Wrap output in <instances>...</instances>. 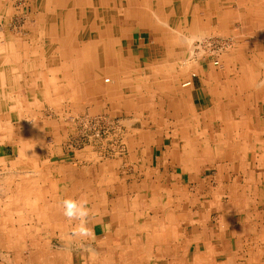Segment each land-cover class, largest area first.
I'll list each match as a JSON object with an SVG mask.
<instances>
[{"label":"rangeland","instance_id":"374dc122","mask_svg":"<svg viewBox=\"0 0 264 264\" xmlns=\"http://www.w3.org/2000/svg\"><path fill=\"white\" fill-rule=\"evenodd\" d=\"M5 1L7 11L0 13V31L6 23H8L11 33H13L12 31L17 33L23 29L30 30L36 25L35 32H38L34 38L21 39L20 37L18 40L21 44L34 45L32 47L39 50L40 56L47 57V52L40 53V51L46 50L51 41V38L46 36V32L43 31V25L49 22L44 21V14L40 13L51 12L49 7H54L55 3L51 4L50 0H35V3L32 0ZM236 1L231 0V2ZM250 1H256L255 8H250L258 13L256 15L248 8L249 21L247 20L246 26H242L240 18L235 15L238 21L231 23L227 30L229 32L225 30L224 34L220 35L219 29L210 28L211 34L204 37L201 43H195V52L206 51L205 53H212V57L221 58L222 66L215 67L209 65L210 57L202 56L200 58L199 56L198 59L201 61L198 62L199 67L202 66L207 70L212 69L218 74V78H222L224 73L227 74L224 69L223 57L227 59L232 57L237 45L240 44L244 46L246 56L254 61L250 66L251 73L258 70L262 78L264 75V23H262L263 26H260L257 19L260 18L264 21V0ZM79 3L80 1L73 0L62 12H65L67 16L78 15L80 20L71 23L77 28L83 23L86 24L87 31H89L88 42L93 47L96 42L94 35L98 34L102 43H105L104 49L107 52L111 50L108 53L107 61L103 65L101 64L96 73L93 72V66L92 69H87L88 80H92L95 85L92 86L93 95L91 97H97L98 100L87 103L78 100L71 101L61 94L51 93L48 94L49 96L47 95L49 99H42L44 95L41 94L37 95L38 97L34 95V98L30 100L25 99L26 94L23 95L24 99L22 95L20 100L18 98L20 115L7 118L8 127L12 129L10 132L7 134L0 132V136L1 134L6 136L3 142L0 141V146H7L5 152L10 159L6 166L0 167V264H52L43 259L45 254L41 250L45 246L48 251L64 256L61 260L62 264L65 262L67 264H102L101 258L108 252L104 249H109L115 256L114 253L118 248H114L112 245L103 246L99 242L116 231L125 233L127 228L134 230L137 227L122 225L123 229L120 228L117 226L120 216L127 215L139 219L136 222L137 225L145 220L152 222L150 230L142 228L141 231H137V240L141 241L143 237L148 236V242L149 238H156L155 241H157L158 238L162 240L170 236L175 230L176 224H179L182 215L191 216L197 210L201 212L198 216H201L203 226L206 225V222L215 224L219 221V217L223 213L220 211L224 210L223 206L229 203L231 197L229 196L230 190L227 188L230 184H238L244 188L247 201L255 194V197H262L259 194L262 192L261 186L259 187L261 179L257 186L256 166L259 165V162L256 164L257 162H254L256 160H244L241 157L243 148L235 149L236 157L233 153L234 157L232 158L231 152L233 151L225 150L226 157L222 159L216 154L214 146L210 145L214 155L211 153L207 157L208 159L204 158L205 162L203 159H199V161L194 159V161L184 164V158L181 160L179 158L173 165H170L171 156L168 155V149H165L166 138H168L167 140L172 139L175 133H165L161 130H165L167 125H172L171 122H174L172 120H176L177 117L174 116L173 119L167 117L166 102H169L167 95H178L179 98H182L183 92L187 93L192 88L197 76H182L180 78L183 81L182 85L175 84L177 81L165 84L164 78L152 76L150 66L161 64L158 61H161L162 54L158 53L155 46L158 43H152L150 45L152 49L150 46H146L143 49L146 56L143 57V60H139L140 52L138 53V50L134 49L137 42L131 41L130 36L127 35V25L124 27L123 21L120 22L119 36L115 35L117 29L111 16L115 12L113 5H108L104 0H89L88 9ZM134 5H138L139 8L143 7L137 2ZM143 8L146 12L147 9ZM83 9L87 10L84 17L81 15V13L84 14L81 12ZM125 10H119L121 20L125 18ZM59 12L61 13V11ZM38 13L40 19H38ZM130 13L133 17L138 13L142 14L140 10H133ZM149 16L151 19L146 21L148 26H152L153 30L158 29L160 26L155 17L151 14ZM101 17L103 23H100ZM158 17L160 16L158 15ZM200 17L203 15L200 14ZM52 22L50 21V23ZM133 27L135 28L134 22ZM145 28L147 27H142L141 31L146 32ZM151 32L153 36L154 31ZM186 40L184 46L189 43ZM85 41L86 39L81 38L78 43H82V46ZM120 41L125 44H119ZM128 42L133 49L127 51L126 44ZM83 49L84 47L81 49L82 54ZM148 50L153 55L151 58L147 56ZM112 53L120 55V64L116 65L115 62H112L115 60ZM235 54L233 58L240 57L238 49ZM147 65H149V69ZM191 67H195L196 70L198 68L197 65ZM193 70L190 68L188 74ZM131 71L135 73H130ZM41 72H46V70L42 69ZM232 73V77H234L236 72ZM130 74L133 78H130ZM137 74L138 76L134 78V75ZM107 79L109 82H105ZM128 80L131 81L130 85L127 84ZM141 83L143 84L141 85ZM202 91L206 92L204 88ZM254 92L260 94L255 89ZM255 93L249 94V97L255 96ZM0 103L2 106L5 105L3 95ZM182 107L183 104H181ZM205 108L206 106L201 105L200 113L203 115L199 116V124L204 129L199 132L200 142L203 144L205 135L203 132H206L208 135L206 140L216 145L219 129L224 123L218 117L210 119L211 116L206 115ZM178 117L182 120V115H178ZM188 119L190 123L191 118L188 117ZM231 120L233 122L228 120L229 125L226 124L229 128L235 123L234 118ZM3 122L0 118V127ZM245 130L247 131V129ZM233 134H230L228 139V135L223 133L222 139L231 144L236 138L235 133ZM162 141L165 142V146ZM179 144L181 143L179 142ZM258 150L249 149L248 154L260 161V158L257 157ZM171 152H174V149ZM175 153H179V150H175ZM254 153L256 156L251 155ZM23 158L26 165L15 164L17 159ZM210 161L211 164H209ZM174 187L175 191L172 192ZM178 190L190 193L189 199L196 201L200 208L190 206V201H187L186 198L182 202L180 200V207L176 203L174 194ZM166 191L173 201L170 202L171 204L162 205L165 202L163 192L166 194ZM202 198H204L203 203L199 202ZM66 199L82 204L85 213L73 218L67 217L63 207V201ZM243 203L242 205H244ZM187 209L189 210L188 214L185 213ZM179 210H183V213H180ZM205 211L208 213H204ZM114 215L116 218L113 220ZM193 216H197V214L193 213ZM89 217L93 219L92 223L88 222ZM99 217L105 218L103 224L94 222ZM106 220L109 221L106 222ZM182 220L183 224L187 221L189 225H194L190 218H182ZM158 222L161 224L159 225ZM106 223L109 226H116V228L110 232V227ZM132 223L134 224V221ZM147 239L146 243H148ZM34 243L40 245L36 252L34 248L31 250ZM129 247L127 245V248ZM189 248L186 250L188 251ZM161 249V245L153 244L150 251L156 252ZM119 250L118 252L126 253L124 247ZM194 250L193 246L191 252ZM31 253L39 255L40 260L31 262L29 259ZM14 257L16 261L13 260ZM115 259L116 257L113 258V262L120 264Z\"/></svg>","mask_w":264,"mask_h":264},{"label":"crops","instance_id":"0c3cea01","mask_svg":"<svg viewBox=\"0 0 264 264\" xmlns=\"http://www.w3.org/2000/svg\"><path fill=\"white\" fill-rule=\"evenodd\" d=\"M104 1H106L108 5H113V8L115 9L114 15H111L117 29V33L115 35L119 36V27L121 21L124 22V26L132 25V27L134 22L135 30H132L133 28L130 30L129 27L126 29V31H128L127 35L130 36L131 41L133 40L137 42V46H135L134 49H137L138 53L140 52L138 56L139 60H143L146 56V52L144 53L143 49L146 46H150L152 44L151 28L146 22L147 20L149 21L151 19V17L149 16L150 12H148V9L145 12V9L143 7L139 8L138 5H134L136 4L135 0L133 4H130V2L133 0ZM136 1L138 3V0ZM205 1L209 3L210 6L208 7H210L211 12L213 11L211 9L213 5L210 3H213L214 6H216L217 8V14L220 15L221 13L220 17H218L216 21V25L210 26V28H215L216 30L220 29L221 24L224 22L223 30L226 31L229 29V26H231V23H233L234 21H230L229 17L226 18L222 14L231 15L233 13H238L242 11V9H246L249 7L255 8L256 6L255 2H251L250 0H247L246 2H244L243 0H237L236 2H231V0ZM55 6L56 4L54 5V7H49V11L51 12H47V14L42 12L40 13L42 15L44 14L43 20L49 22L44 24L46 27L43 25V31L46 32V36L51 38V41L50 44L46 47V50L40 51V53L47 52V57H45V55L40 56L39 50H37L36 47H32L34 45L28 46L26 43L21 44L18 40L20 39V37L21 39L28 37H31V39L34 38L35 34H37L38 32H35V27H37L36 25L30 30L23 29L17 33H15L14 31H12L13 33H11L8 29V23H6L0 31V94L1 96L3 95V100L5 101V105L3 106V108L0 109L1 122L4 121L3 123H1L0 132L8 133L11 131V128L8 127L9 125L7 123V118H12L13 116L18 117L20 115L18 112L19 107L17 101L18 98L19 100L21 99V95L24 99L25 97L23 95L26 94L28 97L26 96L25 99L28 100L33 99L34 95L35 97H38L37 95L40 94L44 95L42 99H49L47 95L50 93L54 95L61 94L67 100L71 101L78 100L80 102L87 103L92 100H98L97 97H91V95H93L92 86L95 85L93 84L92 80H88V71L87 66L85 65L86 61L82 60L81 55L82 43L78 44L77 49H75L76 46L72 45L71 43L67 44V42L71 41H68L67 38L70 37L71 39L74 33L77 34L82 31L83 24H81L80 27L77 28L74 24L71 23L72 21L75 23L80 20V18L77 17L78 15L76 16L75 14H73V16H67V14L63 13L62 11L61 13H59ZM120 9H126L124 11V20H121V17L119 16ZM133 10H140L142 14L139 15L138 13L136 16L133 17L132 13H130V11ZM213 15L216 16V14ZM38 17V19H40L39 13ZM33 20L35 21V18H33ZM50 21L53 22L50 23ZM221 21L222 23H220ZM103 22V18L101 17L100 23ZM73 26L74 29H72ZM256 26H258V24H256ZM140 27H149V30L146 32H142ZM52 30L55 33H52ZM100 30L102 32V29ZM31 39L30 41H32ZM121 43L125 44L124 42L120 41L119 44ZM126 45L127 51L133 49L129 42ZM72 50H76L77 54H75L76 51L73 54ZM3 54L5 57L3 56ZM147 56L151 58V56L153 55L149 51L147 53ZM230 59L231 57L228 58L229 61L224 63V69L226 70L227 74L224 73L222 78H218V74L212 71V69L207 70L204 67H198V75L196 81L192 84V88H190L187 93L183 92L182 98H179L178 95H167V99L169 100V102H166V111L168 114L167 117H171L173 119V117L176 116L177 119H173L172 121L174 122H171L173 124L170 126L167 125L165 130L163 129L161 130V132L175 133L173 137L175 138V141L181 140L179 134L182 133L184 136L190 139L194 138L197 132L195 131L193 124H189L188 117H197V122L199 123V116L200 114L203 115V113H200V108L201 105H204L206 106L204 110L206 111V115L208 116H217L219 115V113L222 112V114L226 116L225 120L227 122L228 120L232 121L231 119L234 118L235 123L233 124V126L231 125V128L227 129L223 127L219 129V133L215 141L216 145L219 146L222 145L221 142H225V140L222 139L223 133H226L228 135V139L230 138V134L235 133L236 138L233 143L228 144V142H225L226 150L231 148V146L235 147V145H237L240 149L244 148L245 145L246 147L248 145H253V147H259V145L263 146L264 94L263 92H260V94L258 95L254 92L253 88L247 87L253 81L248 80L247 72H242L241 68L236 62L237 57H234V60ZM78 65L81 67H79ZM250 66H252V64H250L249 67ZM129 67L132 68V66ZM42 69H45L46 72L42 73ZM232 72H236V75L234 77H232ZM222 79L224 80L221 81ZM254 84L255 82L251 85ZM203 88L206 92L202 91ZM251 93H255L256 95L250 98L249 94ZM57 97H59V95H57ZM181 104H183V106L185 105V107L181 108ZM221 104L223 105V107ZM177 112L180 113L178 114ZM178 115H182V120L178 117ZM249 121L251 122L249 123ZM247 125L250 129L251 134L258 135L259 133L261 135L259 138L260 141L259 139L257 141L253 140L251 136L248 137L249 139L247 138L248 134L245 130L247 129ZM232 136L234 137V134ZM206 138L207 137L203 139L206 140ZM208 144L211 146H215L209 142ZM5 149H7L6 145L2 147L0 146V167L6 166L9 163L8 161L10 160L7 157L8 154L5 152ZM19 160L17 159L15 164L26 165V161L24 160V158L20 161ZM50 163L54 164L52 162ZM170 164L173 163L171 162ZM257 172H259V170H257ZM261 178L262 176L259 179ZM259 179L257 177V186L258 182L261 181ZM263 181L264 180H262L261 185H259V187L261 186L260 188L262 189V192L259 194H261L262 197H255V194V196H251L248 199L247 204H241V206L237 207L233 211L231 209L232 207L228 210L225 209L223 211H220L221 213L223 212L222 214H225V218H223L224 221H221V214V216L219 217V222L217 221L215 224L206 222V225L203 226L201 216H198V214L201 213L199 212V210H197L198 212H193L196 213L197 216H193V213L191 216L182 215L183 217L181 216V221H179V224H176L177 226L175 227V230L171 233L172 235L170 234V236H167L162 240L158 238L157 241H155L156 238H149L150 244L153 243L162 246V249L161 251H159V253L155 254L156 252L150 251L141 259H136L135 257H130L129 259H126L125 256L119 259V261L121 262V264H125L126 260L128 261V264H264ZM179 212L183 213V210H179ZM186 212L188 214L189 210H185V213ZM204 213L208 212L205 211ZM182 218H190L194 222V225L185 226L186 222L184 221L185 223L183 224ZM160 224L161 223H159V225ZM153 227H156V225H153ZM159 228L162 227L159 226ZM194 229L195 231L197 230L194 233L198 234V237H196L194 234L193 235L194 237L198 238V240H195L193 236H190V230ZM207 243L212 247V252L209 255L205 254V245H207ZM144 245L145 249H147L146 242H144ZM152 246L153 245H151V247L149 248H152ZM193 246L195 247V250L191 252ZM188 247L190 248L187 251L186 249H188ZM164 249L166 252H163ZM175 249L177 250L173 251ZM190 252L191 255H189ZM202 258L205 259L201 260ZM29 259L31 262H35L37 260H40V257L37 254H33V256L31 255V258ZM43 259L47 260V262L49 263L55 264V260L51 261V257L49 255L45 254V257ZM13 260L16 261V258L14 257ZM136 260L140 261V263H138ZM142 260H144L145 263ZM141 261L143 263H141Z\"/></svg>","mask_w":264,"mask_h":264},{"label":"bare ground","instance_id":"6f19581e","mask_svg":"<svg viewBox=\"0 0 264 264\" xmlns=\"http://www.w3.org/2000/svg\"><path fill=\"white\" fill-rule=\"evenodd\" d=\"M33 2L35 0H32ZM51 1V4L54 2L56 4L55 8L57 7V10L58 11H63L64 9H66L65 7L69 6L73 0H50ZM75 1H80V5H85L86 7H88V3H89V0H75ZM136 1V0H135ZM134 1H131L130 4H133ZM137 2V1H136ZM256 2V1H255ZM35 3V2H34ZM33 3V4H34ZM41 3V2H40ZM138 3L139 4H142L143 7H145L146 9H148V12H150L151 15H153L155 17V19L157 20V22L159 23V28L158 29H154L152 28V26H150L151 28V31H154V35L151 37L152 38V43H158V45H155L157 50L159 51L158 53H161L162 56H161V61H158L160 62L161 64H158L159 66H153L152 65L150 66V74L152 76H158V77H161V78H164L165 79V84H167L168 82H173V81H177V83L175 84H178V85H182V79H180L182 76L186 75L189 77H192L193 75L194 76H197V71L195 69V67H191L192 65H197L199 67V64L198 62L200 63L201 61L198 59V57L200 56V58L203 56H207L208 58L210 57L211 61H210V64L209 65H212V66H215V67H220L222 66L221 65V58H217L216 57H212V53L210 52H207L205 53L206 51H198V52H195V47H196V44L198 42L201 43V40L204 38V37H208L210 34H211V31H210V26H214L216 25V21L218 19V17H220V15L217 14V8L216 6H214L213 3H210L212 4V12L210 11V6L209 3H207L205 0H138ZM243 4V3H242ZM6 1L5 0H0V13H6ZM226 7V6H225ZM224 7V8H225ZM232 7V6H231ZM219 8V7H218ZM89 9V7H88ZM249 10L253 13H256L257 15V12H254L252 11V9L249 7ZM81 12H84L81 13L82 17H84L86 14H87V10L83 9ZM248 12V8L246 9H242V11L238 12V13H233L231 15L229 14H222L224 15L226 18L229 17V20L230 21H235L236 20V16H238L240 19L239 21L241 22L242 26H246L247 24V16H249L247 14ZM60 13V12H59ZM65 13V12H64ZM252 13V14H253ZM200 14L203 15V17H200ZM213 14H216L213 15ZM91 15V14H90ZM158 15L160 17H158ZM236 15V16H235ZM254 15V14H253ZM259 24L260 25H263L262 23H264L263 20H261L260 18L257 19ZM223 21V20H222ZM222 21L220 23H222ZM40 22V21H39ZM224 23V22H223ZM223 23L221 24L220 26V29H219V34L220 35H223L224 34V31L223 30ZM85 24V23H83ZM235 25V24H234ZM85 26V27H84ZM125 27V26H124ZM216 27V26H215ZM83 28L82 31H80L79 33H74L73 36L71 37H68V41L67 44L71 43L72 45L76 46L75 49H77L78 47V40L79 39H86V41L84 42V44L82 45V48L84 47V51H83V54L81 53L82 55V60L83 61H86L85 65L87 66V69H92V66H93V72L96 73V71L99 69V67L101 66V64L103 65V63H105L107 61V58H108V53L111 51L108 50H105L104 49V46L105 43H102V39L98 36V34H95L94 36V39L96 40V42H94V45L95 47H93V45H91L89 42H88V39H89V31H87V27H86V24L83 25ZM126 28H129V25H127ZM133 28V29H132ZM236 28V27H235ZM71 29V28H70ZM134 30L135 28L134 27H130V30ZM147 31L149 30V27L145 28ZM51 31V30H50ZM160 33H159V32ZM226 32H229V31H226ZM238 32V31H237ZM240 32V31H239ZM52 33H55L53 32L52 30ZM64 34V33H63ZM76 34V35H75ZM234 34V33H233ZM78 35V36H77ZM81 35V36H79ZM240 35V34H238ZM60 36V35H59ZM185 38V39H184ZM188 39V40H186ZM207 39V38H206ZM230 39V38H229ZM257 39V38H256ZM186 40L189 41V43H187L188 45H185L184 46V41ZM192 40V41H191ZM205 40V39H204ZM227 40V39H225ZM252 40V39H251ZM2 41V40H1ZM206 41V40H205ZM229 41V40H228ZM135 42V41H134ZM207 42V41H206ZM226 42V41H225ZM242 42V41H241ZM244 42V41H243ZM255 42V41H254ZM4 43V42H3ZM229 43V42H228ZM240 43V42H238ZM5 47V46H4ZM64 48V47H63ZM150 48L152 49V47L150 46ZM149 48V49H150ZM202 48V47H201ZM1 49V48H0ZM237 49L239 51V56L240 57H237L238 60L236 61L239 65V67L241 68L242 72H247L248 73V80L249 81H253L252 83L255 82L254 85H251L252 83H250L247 87L248 88H253L255 89L256 91L258 92H263L264 91V75H262V78H261V73L260 71H256L255 73H251L252 69L249 67L250 64H253L254 61L250 60V57L246 56V53H245V49H244V46L242 45H237ZM237 49L234 51L233 53V56L235 53H237ZM67 50V49H66ZM147 50V49H145ZM208 50V49H207ZM76 51V50H75ZM74 50H72V53L74 54L75 52ZM4 53V52H3ZM71 53V54H72ZM133 53V52H132ZM77 54V51L76 53ZM111 54V53H110ZM113 54V53H112ZM236 55V54H235ZM4 56V54H3ZM113 56L115 57V60H113L112 62H115L116 65L117 64H120L119 61L121 59L120 55L118 53H115L113 54ZM233 56L231 57L230 60H234ZM5 57V56H4ZM3 57V58H4ZM79 57V55H78ZM252 57V56H251ZM8 58V57H7ZM224 58V59H223ZM223 62L226 63L227 61H229L227 58L223 57ZM255 58V57H254ZM20 60V59H19ZM21 61V60H20ZM72 61V60H71ZM78 61V60H77ZM74 62V61H73ZM78 63V62H77ZM14 64V63H13ZM74 64V63H73ZM208 65V66H209ZM77 66V65H76ZM79 66V65H78ZM262 66V65H261ZM75 67V66H74ZM81 67V66H79ZM202 67V66H200ZM1 68V67H0ZM76 68V67H75ZM147 68L149 69V65H147ZM190 68H193V72L188 74V70H190ZM209 68H211L209 66ZM82 70V69H81ZM2 71V70H1ZM130 73H135L134 71H131ZM197 73V74H196ZM223 73V72H222ZM13 74V73H12ZM254 74V75H253ZM96 75V74H95ZM131 75V74H130ZM11 76V75H10ZM136 78L137 75H134ZM203 76V75H202ZM252 77V78H251ZM16 78V77H15ZM130 78H133L132 75L130 76ZM255 78V79H253ZM261 78V79H260ZM181 80V81H180ZM145 81V80H144ZM190 81V80H189ZM105 82H109V80H105ZM164 82V81H163ZM233 82V81H232ZM18 83V82H17ZM131 81L127 82V84L130 85ZM139 84V83H137ZM143 83H141L142 85ZM162 84V83H161ZM14 85V84H13ZM251 85V86H250ZM13 87V86H12ZM218 97V96H217ZM2 96L0 94V100H1ZM227 102V101H226ZM239 102V101H238ZM222 105V104H221ZM185 107V105L183 106ZM223 107V105H222ZM3 108L2 104L0 103V109ZM214 109V108H213ZM220 109V108H219ZM222 109V108H221ZM224 112V111H223ZM199 113V112H198ZM225 114V113H224ZM216 117H218L222 123V127H225L227 129H229V127L227 125L228 122L225 120V115L221 113H219V115L217 116H211L210 119H216ZM1 118V117H0ZM198 118L197 117H191V121L189 124H193L194 126V129L195 131L197 132V134H195V137L190 139L186 136L182 134H179L180 135V139L182 140H177L175 141V138L173 139H169L167 141V146H165V142L162 141V143L164 144L165 146V149H168V155L171 156L170 160L171 162L174 164L176 161H178V159L180 158V160L182 158H184V164L188 163L189 162H192L194 161V159H203V162H205L204 158L205 159H208L207 157H209L211 155L213 151V149L216 151V154L219 155V157H221L222 159L226 157V153H225V146H226V143L224 142H221L222 145H215L212 149V147L208 144V141L207 140H204V143L202 144L200 142V135H199V132H201V130H203L204 128H202L200 126V124L197 122ZM204 121V120H203ZM211 122V121H210ZM216 122L218 123V121L216 120ZM204 123V122H203ZM207 123V122H206ZM209 123V122H208ZM232 123V122H231ZM205 124V123H204ZM227 124V125H226ZM233 126V124H232ZM209 129V128H208ZM12 130V129H11ZM7 134V133H6ZM203 134H205L203 136V138L207 137V133L206 132H203ZM247 134H248V137H252L253 140L257 141L259 138H260V134L258 133V135H253L251 134L250 132V129L247 125ZM202 135V133H201ZM6 136L2 135L0 136L1 140L0 141H4ZM7 140V139H6ZM260 141V139H259ZM178 142V143H177ZM179 142L181 144H179ZM161 143V142H160ZM161 143V144H162ZM202 144V146H201ZM200 145V146H199ZM174 146V147H173ZM169 148H170V151H169ZM174 149V152H171L173 151ZM231 149L233 152H231V158L232 157H236L235 155V149H238V146L235 145L234 146H231ZM249 149H253V150H258V159L260 158V161H258L255 157H251L248 153V150ZM175 150H179V153H175ZM234 153V156H232ZM213 154V153H212ZM214 155V154H213ZM253 156H256L255 153L254 154H251ZM216 157V156H215ZM244 160H247V161H250V160H256L254 162H257L256 164H258L259 162V165L256 166L257 170H259V172H257L258 174V179L262 176L261 180H264V144L263 146L262 145H259V147H253L248 145L246 147V145L244 146L243 148V154L241 156ZM189 159V160H188ZM168 164V163H167ZM173 164H170V165H173ZM211 164V161L210 163ZM216 164V163H215ZM220 165V164H219ZM213 166V165H212ZM180 173V172H179ZM182 173V171H181ZM70 174V173H69ZM255 177V176H254ZM114 178V177H113ZM194 179V178H192ZM198 183V181H196ZM81 183V182H80ZM67 188V187H66ZM227 188L230 190L229 192V196H231L229 198V203L226 205V206H223L224 207V210H228L232 209L235 210L237 207L241 206V204L243 203L244 205L248 203L247 199H246V196H245V189L242 188L240 185L238 184H230L227 186ZM173 190L175 191V187L172 189V192ZM219 190V189H218ZM169 191V190H168ZM168 191H166V194L163 192L164 196H165V202L164 204L162 205H166L167 203L171 204L170 202L173 201L171 200V196H169ZM69 192V191H68ZM172 192H171V195H172ZM219 192V191H218ZM223 192V191H222ZM57 194V193H56ZM82 194V193H81ZM175 194V197H176V203H178L179 206L180 205V200L181 202L184 200V198L187 199V201H190L189 205L192 206V207H197V208H200L199 205L196 204V201H191L189 198L191 197L190 196V193H187V192H183V191H177L174 193ZM50 195V194H49ZM66 195V194H65ZM40 196V195H39ZM74 196V195H73ZM220 196V195H219ZM255 196V195H254ZM41 197V196H40ZM39 197V199H40ZM227 197H228V194H227ZM220 198V197H218ZM37 199V198H36ZM212 200V199H210ZM204 201V198L201 199V201L199 202H202L203 203ZM223 201V200H222ZM56 202V201H55ZM227 202V201H226ZM48 203V202H47ZM46 203V204H47ZM49 204V203H48ZM55 204V203H54ZM43 205V204H42ZM45 205V204H44ZM46 206V205H45ZM56 206V204H55ZM177 206V205H176ZM49 207V205H48ZM115 207V206H114ZM131 207V206H130ZM188 207V205H187ZM37 209V208H36ZM56 209V208H55ZM149 209V208H148ZM161 209V208H160ZM205 209V208H204ZM47 210V209H46ZM97 211H99V209H96ZM114 210V208H113ZM188 210V209H187ZM220 210V209H219ZM249 211V210H248ZM116 214V213H115ZM121 214V212H120ZM232 214V212H231ZM234 214V213H233ZM242 214V213H241ZM130 215V214H129ZM56 216H59L56 214ZM52 217V216H51ZM119 217V216H118ZM172 217V216H171ZM183 217V216H182ZM116 218V216L114 215L113 216V220ZM223 218H225V214H222V219L221 221H224ZM53 219V218H52ZM101 219V221H100ZM220 219V218H219ZM34 220V219H33ZM136 220V221H135ZM137 218H134L132 216H120L119 217V220H118V224L117 226H119L120 228H122V225H128V226H132V227H136V229H129L127 228L126 229V232H119V231H116L114 233H111L112 235L111 236H108L106 237L104 240L100 241L99 243L102 244L103 246H111L112 247L114 246V248H118V250L121 248V247H124L125 248V251L126 253H121V252H118V250L114 253L115 256L113 255V253H111L109 251V249L105 248L104 250H107L108 252L101 258V263L102 264H117V263H114L113 262V258L116 257L115 261H119V259L123 258L124 256H126V259H129L130 257H135L136 259H141L143 258L144 255L148 254L150 252V248L152 244H150V242H148V239H147V249H145V246L144 244H142L143 242H146V236L143 237V239L141 241H138L137 240V231H141L142 228H146L148 230H150L151 228V223L149 220H145L143 223H140V225H137L138 223L137 222ZM160 220V219H159ZM93 219L91 217H89V220L88 222L89 223H92ZM109 221V220H106V222ZM132 221H134V224L132 223ZM181 221V220H180ZM220 221V220H219ZM218 221V222H219ZM95 223H101L103 224L102 222H105V218L103 217H99L97 218L96 220H94ZM61 223V222H60ZM159 223V222H158ZM223 223V222H222ZM245 223V222H244ZM62 224V223H61ZM221 224V222H220ZM56 225V224H55ZM107 226H109V224L106 223ZM186 225H189L187 224V221L185 223V226ZM100 226V225H99ZM127 226V227H128ZM190 226V225H189ZM193 226V225H192ZM56 227V226H55ZM110 227V232L111 230H113L114 228H116V226H109ZM211 227V226H210ZM103 228V227H102ZM87 229V228H86ZM123 229V228H122ZM192 229V228H191ZM197 229V228H196ZM197 231V230H196ZM195 229L194 230H190V236H193L194 235L196 237H198V234L194 233L196 232ZM145 232V231H144ZM173 232V231H172ZM211 232V230H210ZM194 234V235H193ZM183 235V234H182ZM110 237L111 240H108ZM184 237V236H183ZM194 237V239L196 238ZM212 237V236H211ZM198 239V238H196ZM195 239V240H196ZM34 241V240H33ZM187 243V242H186ZM141 244V245H140ZM214 244V243H213ZM127 245L130 246L129 248H127ZM45 246V245H44ZM85 246V245H83ZM40 245H38V243H34L33 246L31 247L33 250V248L35 249V252L39 249ZM86 247V246H85ZM91 247V246H90ZM157 247L159 248V246L157 245ZM84 248V247H82ZM81 248V249H82ZM87 248V247H86ZM166 248V247H165ZM212 247L207 243V245H205V249H206V255L208 254H211L212 252ZM220 248V247H219ZM67 249V248H66ZM41 250V249H40ZM39 250V251H40ZM86 250V249H85ZM91 251V250H90ZM120 251V250H119ZM41 252H43L44 254L46 255H49L51 257V261L55 260L54 262L59 264L61 263V260L64 256H60V253H57V254H54L55 252H52V251H48L46 249V246L44 249L41 250ZM113 252V251H112ZM118 252V253H117ZM163 252H166L165 249ZM121 253V254H120ZM159 253V251H156L155 254ZM34 253H31V255L33 256ZM263 254V253H262ZM36 255V254H35ZM162 255V254H161ZM202 255V254H201ZM223 256V254H222ZM153 257V256H152ZM163 257V256H161ZM195 258V257H194ZM241 258V257H240ZM192 259V258H191ZM205 258H202L201 260H203ZM137 261V260H136ZM144 261V260H142ZM141 261V263H143ZM138 263H140V261H137ZM136 262V263H137ZM119 263L121 264V262L119 261ZM145 263V261H144ZM62 264V263H61ZM66 264V263H65ZM125 264H128V261L126 260L125 261Z\"/></svg>","mask_w":264,"mask_h":264},{"label":"clouds","instance_id":"9594fccd","mask_svg":"<svg viewBox=\"0 0 264 264\" xmlns=\"http://www.w3.org/2000/svg\"><path fill=\"white\" fill-rule=\"evenodd\" d=\"M64 214L69 217H77L85 213L83 205L77 201L66 199L63 201Z\"/></svg>","mask_w":264,"mask_h":264},{"label":"built area","instance_id":"2783aa9c","mask_svg":"<svg viewBox=\"0 0 264 264\" xmlns=\"http://www.w3.org/2000/svg\"><path fill=\"white\" fill-rule=\"evenodd\" d=\"M192 77H195L194 75Z\"/></svg>","mask_w":264,"mask_h":264}]
</instances>
